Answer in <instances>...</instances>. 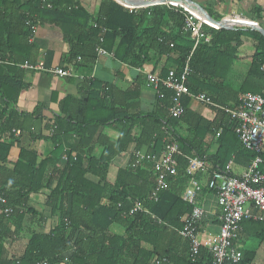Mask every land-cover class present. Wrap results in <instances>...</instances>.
<instances>
[{"label":"trees","instance_id":"1","mask_svg":"<svg viewBox=\"0 0 264 264\" xmlns=\"http://www.w3.org/2000/svg\"><path fill=\"white\" fill-rule=\"evenodd\" d=\"M206 10L215 20L224 19L225 15L215 14L211 7ZM246 13L261 25L260 6L254 5ZM185 18L178 5H155L130 12L117 0H103L97 13L91 14L78 0L45 3L0 0V73L6 74L0 77V94L11 109L0 107V138L13 129H21L15 123L19 114L15 105L27 85L16 73L26 71L20 64L35 62L32 60L36 46L31 41L39 25H52L62 31L70 45L62 60L65 68H77L81 66L78 61L95 59L99 46L113 53L118 61L137 69L152 63L153 73L162 78L173 68L177 75L181 74L190 58L187 78L190 95L182 99L184 113L180 117L169 115L173 91L163 85L157 88L158 108L154 112L130 115L122 108L123 103H117L119 108H115L110 99L112 86L102 90L95 81H89L91 92L87 93V105L95 113L103 112L95 117L84 116L80 122L82 130L78 123L73 131L84 138L85 134L92 136L99 124L115 123L121 128L116 143L103 135L97 139L103 148L98 158L87 151L81 152V147L65 148L62 138L69 131L65 129L62 114H56L51 128L56 148L52 156L39 162L37 152L22 148L14 167L7 170L4 164L9 161L11 144L8 140L0 141V193L7 201L6 205L0 204V243L17 234L25 213L45 219L30 206L34 193L49 190L45 206L51 215L59 218L51 232L33 234L25 252L16 260H9L10 264H60L65 257L71 264H150L157 257L167 259L162 264H205L211 260L208 251L202 248L193 262L188 243L179 234L193 210V205L181 197L188 177H183L179 186L172 184L154 200L150 197L156 186V171L151 160L145 158L132 166L136 159L133 156L126 168L113 164V159L132 143L136 151L146 147L148 152L158 153L168 141H176L180 147L177 163L186 167L191 157L208 159L201 144L207 135L218 136L219 151L210 158L219 169H225L234 156L248 163L255 158V153L243 147L234 131L235 123L225 111L210 107L219 117L209 121L189 106L192 96L200 93L227 108L237 107L244 94L264 97V36L244 23L220 29L203 23L200 30L204 37L194 49L195 39L185 27ZM207 36L210 39L206 41ZM241 49L247 51L243 54ZM235 67L245 71L239 90L229 83ZM137 79L135 95L142 83ZM226 117L228 121H224ZM182 130L193 133L194 138L184 137ZM262 157L264 171V154ZM50 167L52 171L48 174ZM88 174L95 180L87 177ZM136 201L144 209L129 214ZM6 207L12 209L9 216L3 213ZM113 225L122 233L111 231ZM11 226L15 227L12 232ZM242 226L249 237L264 243V221L243 220ZM161 237L173 245L165 247L166 241H161ZM182 241L186 244L179 250ZM255 255V250L242 249V259L237 264H254Z\"/></svg>","mask_w":264,"mask_h":264},{"label":"crops","instance_id":"2","mask_svg":"<svg viewBox=\"0 0 264 264\" xmlns=\"http://www.w3.org/2000/svg\"><path fill=\"white\" fill-rule=\"evenodd\" d=\"M78 1L86 12L96 14L100 3L103 0ZM193 1L199 3L205 10L207 7H211L215 14L222 16L225 15V19L227 16L247 17L246 12H249L254 5L260 6L263 16L261 26L264 27V0ZM225 19L219 21H223ZM239 21H241V19H239ZM245 25L249 24L245 23ZM31 42L36 46L35 57L32 61L36 62L38 60H43L47 67L65 68L62 60L64 55L69 52L70 45L64 40L63 33L58 27L52 25H39L35 27L34 37ZM99 48L102 47L99 46L96 48L95 59H83L78 61L81 66L77 68L72 67L74 75L69 77H60L58 75L42 71L30 70H26L24 72L18 71L16 73V75L23 78V82H25L27 86L21 90L15 105V110L19 113L17 116V122L15 123L19 124L21 134L19 136H15L13 135L12 130L6 133L4 138H0V141L8 140L11 144L8 155L9 161L4 164L7 167V170L14 167V162L19 158L22 148L37 152L38 162L44 158L52 156V153L56 148V144L51 139L53 134L51 128L55 125V120L58 117L56 114H62L65 118V129L69 131L64 134L62 138L63 145L67 150L81 147V152L87 151L85 153L98 158L103 150L101 145L97 142V139L101 137V135L108 138L112 143H116L118 141L121 128L119 124L117 125L115 123H108L105 125L99 124L96 127V132L92 136L85 134L84 138L77 135V133L73 131L78 123L79 128L82 130L83 125L81 123L84 116L95 117L97 113L99 115L103 112L99 110L95 113V110L89 109L87 105V100L89 98L87 93L91 92L89 91V81L91 80L95 81L99 88L102 87V90H107V87H105L107 85L112 86L113 91L110 99L114 102L115 108H119L117 103H123L124 105L122 108L130 115L150 114L158 108V90L152 85L147 84L148 82L145 74L147 68L154 69L153 64H145L142 69H137L127 63L118 61L114 57L113 53H109L103 48L102 49L105 50V53L99 54ZM241 50L243 54L247 51L244 49ZM248 53H251V50H249ZM3 74L6 76L4 72H1L0 77L3 76ZM231 74L229 83L232 88L239 90L241 81L245 77V71L243 68L235 67ZM137 78H139L142 83L137 86L138 94L135 95L133 89L136 80H138ZM0 107H6L8 111L11 110L6 106L5 100L1 94ZM189 107L200 113L209 121H214L217 117H219L215 110L205 106L193 98H191ZM23 114L27 116H24ZM226 118L224 121H228V118ZM23 126L24 129H22ZM181 134L184 137L189 136L188 138L190 139L194 138V134L188 132L187 130H182ZM201 144L203 145L202 147H204L205 157L208 158L206 160V166L200 170L192 172L189 169L188 164L186 167H183V165L178 162L177 176L173 178L171 185L178 183L179 186L183 177H188V184H186L185 188L189 186L192 178H196L202 183L205 190L199 195L197 202L206 211L202 223L200 239L204 245V249L207 250V248L214 243L215 235L219 230L221 217V211L217 204L216 192L210 190L207 186L212 173L219 169L218 166L213 164L212 158L210 157L215 156L218 153L220 144L218 143V136L213 137V135H207ZM134 146L135 143H132L128 150L117 155L113 159V164L120 168H126L130 166L133 156H136V159L132 166L140 164V162L146 158L151 160L152 164L155 165V171L157 174V162L164 148L161 152L155 153L154 151L148 152V148L146 147L136 151ZM229 162H232L233 172L237 174H241L244 170H246L250 163L235 156ZM0 164L2 163L0 162ZM260 169L262 170V168ZM51 171L52 167L48 169V174H50ZM87 177L95 180V177L90 174H88ZM48 194L49 190L44 189L39 193L31 195L30 206L34 208L38 214H42L45 219H40L41 216H35L32 213H25L24 220L18 228L17 234L14 233L0 243V264H10L9 260L18 259L25 252L33 234L51 232L58 224V216L51 215L50 210L45 206ZM136 203H139L142 206L139 201H136L134 205ZM143 209L144 206H142V210ZM255 211L256 210L253 209L254 213ZM114 227H116V229H114ZM241 228L238 247L241 251L242 249L255 250L256 255L254 258V264H264V243L261 244L259 249L252 247L253 245H250L249 242L253 238L248 236V233L242 226V223ZM10 229L12 232L15 227L11 226ZM120 230L121 229L117 225H113L111 227V231L122 233V230ZM163 239L166 241V243L163 244L165 247L173 245L168 243L166 238L161 237V241H163ZM185 242L182 241L178 244L179 250L184 248L183 243H187ZM248 245L252 248H247ZM60 264H63V262Z\"/></svg>","mask_w":264,"mask_h":264},{"label":"built area","instance_id":"3","mask_svg":"<svg viewBox=\"0 0 264 264\" xmlns=\"http://www.w3.org/2000/svg\"><path fill=\"white\" fill-rule=\"evenodd\" d=\"M130 12L139 8L155 5H173L179 6L185 12V27L192 32L195 39V47L204 37L200 26L206 23L216 29L221 26L210 22L204 15L194 10L189 5L182 2L156 1L153 3H142L131 5L117 0ZM42 3L47 0H41ZM225 19V18H224ZM239 16H227L224 24L233 27L243 25L239 21ZM246 22H244L245 24ZM247 24V23H246ZM210 37H205L209 40ZM99 54L105 53L102 48L98 49ZM189 60L181 72L177 75L175 69H171L165 78L153 73V69L147 68L145 71L147 84L156 89L163 85L171 89V105L168 113L173 117H180L184 113L183 97L190 95L187 87V78L190 73ZM21 68L30 71H42L60 77H69L74 75L72 68L47 67L43 60L36 62H24L19 65ZM196 101L207 107H213L225 111L235 123L234 131L239 137L243 147L253 153L255 158L249 163L246 170L241 174L233 172L232 162H229L225 169L214 171L207 184L210 190L216 192L217 204L221 211L219 230L214 238V243L207 248L210 254V261L205 264H237L242 259V251L238 247L240 239L241 223L243 220L264 221V172L260 169L263 163L262 154H264V97L259 94H244L240 97V103L235 108H227L214 103L205 93L192 96ZM20 130L13 129V135L19 136ZM180 155V147L176 141H168L161 152L157 162L156 186L150 199L157 200L159 193L168 190L174 177L177 176V156ZM189 169L194 172L206 166V160L197 156L189 158ZM204 190L202 183L192 178L189 186L182 194L183 201L192 204L193 210L187 219L184 227L179 232L181 237L188 243L190 257L193 262L197 261L200 251L204 245L200 239L202 229V220L206 214L205 209L196 203L197 196ZM0 204L6 205V198L0 193ZM255 209V213L253 212ZM142 211V206L136 203L129 214ZM12 209L3 208V213L9 216ZM166 258H155L150 264H162ZM40 264H48L42 262ZM63 264H71L68 257L64 258Z\"/></svg>","mask_w":264,"mask_h":264},{"label":"water","instance_id":"4","mask_svg":"<svg viewBox=\"0 0 264 264\" xmlns=\"http://www.w3.org/2000/svg\"><path fill=\"white\" fill-rule=\"evenodd\" d=\"M131 5H139L142 3H153L156 1H167V2H182L186 5H189L194 10L198 11L202 15H204L210 22L220 25L222 28H234L231 25L224 24V21L215 20L199 3L193 0H119ZM242 20L246 21L247 24L252 26V29L260 32L264 36V27H262L258 22H255L248 17L239 16Z\"/></svg>","mask_w":264,"mask_h":264},{"label":"rangeland","instance_id":"5","mask_svg":"<svg viewBox=\"0 0 264 264\" xmlns=\"http://www.w3.org/2000/svg\"><path fill=\"white\" fill-rule=\"evenodd\" d=\"M114 229H116V227H114ZM249 244L250 245H253L252 247H256L257 249H259L260 246H261L260 240L259 239H256V238L251 239L250 242H249ZM250 245H248L247 248H250L251 249L252 247Z\"/></svg>","mask_w":264,"mask_h":264},{"label":"bare ground","instance_id":"6","mask_svg":"<svg viewBox=\"0 0 264 264\" xmlns=\"http://www.w3.org/2000/svg\"><path fill=\"white\" fill-rule=\"evenodd\" d=\"M240 19H241V18H240ZM240 22H246V21H244V20H242V19H241V21H240ZM246 23H247V22H246Z\"/></svg>","mask_w":264,"mask_h":264}]
</instances>
